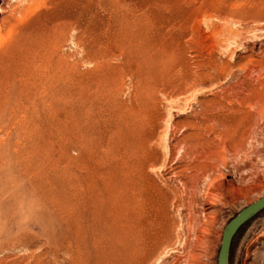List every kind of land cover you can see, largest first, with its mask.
<instances>
[{
  "label": "rangeland",
  "instance_id": "374dc122",
  "mask_svg": "<svg viewBox=\"0 0 264 264\" xmlns=\"http://www.w3.org/2000/svg\"><path fill=\"white\" fill-rule=\"evenodd\" d=\"M166 1L0 0V264H113L139 212L140 264H218L264 197V0ZM229 264H264V210Z\"/></svg>",
  "mask_w": 264,
  "mask_h": 264
},
{
  "label": "bare ground",
  "instance_id": "6f19581e",
  "mask_svg": "<svg viewBox=\"0 0 264 264\" xmlns=\"http://www.w3.org/2000/svg\"><path fill=\"white\" fill-rule=\"evenodd\" d=\"M166 1V0H165ZM169 1V0H168ZM166 1V3L168 2ZM160 4V3H159ZM170 4V3H169ZM175 7V5H173ZM172 10V9H171ZM179 12V11H178ZM158 13V12H157ZM175 14V13H174ZM179 14V13H178ZM182 13H180V16H181ZM153 15V14H152ZM157 15V14H156ZM159 15V14H158ZM161 15V14H160ZM170 16V15H169ZM179 16V15H178ZM149 17V16H148ZM158 17V16H157ZM161 17V16H160ZM163 17V16H162ZM168 18V17H167ZM154 19V17H153ZM159 19V18H158ZM156 20V19H155ZM183 21V20H182ZM155 22V21H154ZM172 23V22H171ZM153 24V23H152ZM155 24H157L155 22ZM170 25V24H169ZM156 26V25H155ZM163 27V26H162ZM165 27V26H164ZM161 28V27H159ZM166 28V27H165ZM153 29V27H152ZM151 29V30H152ZM148 30V29H147ZM158 30V29H157ZM162 30V29H161ZM149 31V30H148ZM156 32V31H155ZM152 32L149 33V32H144L143 34L140 35L141 37V40L143 42H146V43H149L151 46H155L156 47L158 46V44L161 46V45H164V44H161L160 42V34L159 31L158 32ZM164 33V32H162ZM174 33V32H173ZM166 34V33H165ZM171 33H169L170 35ZM177 34V33H176ZM174 35V34H173ZM166 36V35H164ZM168 36V35H167ZM166 36V38H167ZM180 36V35H179ZM177 36V39L178 37ZM162 37V36H161ZM174 37V36H173ZM165 38V37H164ZM166 38L164 40H166ZM172 38V36H171ZM181 38V37H180ZM179 38V39H180ZM175 41V39H174ZM173 42V40H172ZM177 43V42H176ZM175 43V44H176ZM166 44V43H165ZM170 44V43H169ZM172 45V44H171ZM168 46V47H167ZM167 48H169L170 46L167 44ZM163 47V46H162ZM174 47V46H173ZM144 48V47H143ZM158 48V47H157ZM172 48V46H171ZM170 48V49H171ZM150 49V48H148ZM153 48L151 47V50ZM155 49V48H154ZM161 49V48H160ZM163 49V48H162ZM165 49V48H164ZM176 49V48H175ZM179 49V48H178ZM156 50V49H155ZM159 50V48H158ZM181 50V49H180ZM154 51V50H153ZM162 51V50H161ZM179 51V50H178ZM159 52V51H158ZM156 53H157V50H156ZM160 54V53H159ZM154 56L156 57V55L154 54ZM157 56H158V53H157ZM20 67V66H19ZM24 67H21L20 70L18 69V72L16 75L20 76V78L24 79V78H27L26 76H30L32 78H36V75L35 74H32V73H26L25 71L26 70H22ZM4 87V86H3ZM2 88V87H1ZM7 90V88L5 89ZM23 123L21 121L18 122V127L19 128H22L23 127ZM142 144V143H141ZM143 145V144H142ZM141 148V147H139ZM105 152V151H104ZM94 154V153H93ZM87 158V157H86ZM209 165V164H208ZM94 172V171H93ZM96 173V172H95ZM102 173V172H101ZM116 173V172H115ZM127 174V173H126ZM141 175V174H140ZM100 177V176H99ZM144 177V176H143ZM39 178V177H37ZM89 178V177H88ZM36 179V178H35ZM47 179V178H46ZM90 179V178H89ZM38 180V179H37ZM36 180V181H37ZM41 180V179H40ZM44 180V179H43ZM97 180V179H96ZM91 181V179H90ZM139 181V180H138ZM86 182V180H85ZM97 182V181H96ZM38 183V182H37ZM93 182H91L92 184ZM100 183V182H99ZM106 183V182H105ZM90 184V183H89ZM98 184V183H97ZM40 185V184H39ZM87 185V184H86ZM84 185V187L86 186ZM83 186V185H82ZM105 186V185H104ZM109 186V185H108ZM90 187V186H89ZM103 187V186H102ZM107 187V186H106ZM87 188V187H86ZM85 188V189H86ZM103 189V188H102ZM105 189V187H104ZM109 189V188H107ZM90 190V189H89ZM136 190V189H135ZM85 191V190H84ZM91 191V190H90ZM94 191V190H93ZM88 192V191H86ZM152 192V191H151ZM80 194V193H79ZM93 194V193H92ZM105 194V193H104ZM147 194V193H146ZM98 195V194H97ZM92 196V195H91ZM71 197V196H70ZM143 197V196H142ZM150 197V196H149ZM91 199V198H90ZM152 199V198H151ZM145 200V199H144ZM93 201V200H92ZM148 201V200H147ZM151 202V201H149ZM93 204V203H92ZM100 205V203H99ZM147 207V206H146ZM91 208V207H90ZM86 210V209H85ZM142 211V210H141ZM92 214V213H91ZM144 213L142 212H139L137 214V222H135V225H136V229L135 231L133 232V235L131 236L132 238H130V240L128 239V234L129 232L125 230V238H123L120 243V247L118 248V255L116 256L115 260L113 261V264H140L141 262L137 260V257H138V254L144 249L146 250L147 247H149L148 249L149 250H153V248L156 246V242L158 240V232L155 231L154 229V226H155V222H154V219L152 218V215L149 213L147 214L145 212V214L147 215H143ZM134 217V216H133ZM154 217V216H153ZM156 218V217H155ZM134 219V218H133ZM133 221V220H132ZM134 222V221H133ZM158 222V221H157ZM137 223V224H136ZM162 223V222H160ZM125 224V223H124ZM134 225V224H133ZM130 226V225H129ZM79 228V226H78ZM77 229V228H76ZM76 231V230H75ZM79 231V230H78ZM85 231V230H84ZM79 235V233H78ZM96 239V238H95ZM147 249V251H148ZM148 253V252H147ZM7 257H10V256H7ZM6 257V258H7ZM37 260V259H36ZM21 261V260H20ZM24 261V260H23ZM22 261V262H23ZM142 261V260H141ZM15 262V261H14ZM17 262V261H16ZM39 262V261H38ZM38 262H35V263H31V261H24L23 263L21 264H39ZM140 262V263H139ZM12 263V262H11ZM14 264V263H12ZM19 264V262H18ZM110 264V263H109Z\"/></svg>",
  "mask_w": 264,
  "mask_h": 264
},
{
  "label": "water",
  "instance_id": "95a60500",
  "mask_svg": "<svg viewBox=\"0 0 264 264\" xmlns=\"http://www.w3.org/2000/svg\"><path fill=\"white\" fill-rule=\"evenodd\" d=\"M264 210V197L243 208L224 227L218 254V264H229L231 246L236 234L251 219Z\"/></svg>",
  "mask_w": 264,
  "mask_h": 264
}]
</instances>
